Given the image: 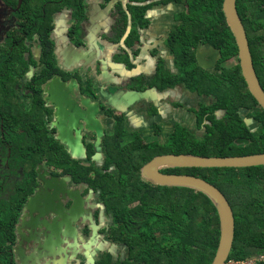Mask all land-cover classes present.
<instances>
[{"label":"flooded vegetation","instance_id":"af4514ba","mask_svg":"<svg viewBox=\"0 0 264 264\" xmlns=\"http://www.w3.org/2000/svg\"><path fill=\"white\" fill-rule=\"evenodd\" d=\"M32 2L40 14L31 12ZM15 3L0 0V65L9 37L12 44L5 56L20 44L26 67L17 93L30 106L31 96L41 89L46 141L55 149V160L39 159L34 173L25 176L32 189L14 224V241L0 255L8 264H137L126 241L117 237L135 234L134 224L125 230L114 222L98 184L100 174L119 177L110 151L140 139L170 153V135L178 127L188 133L190 125L203 130L198 117L205 115V122L208 114H215L217 108L210 112L214 97L183 76L188 71L215 73L217 65L239 64L238 57L219 62L217 49L190 40L188 18L183 27L185 0H30L27 12L40 16L35 21L42 25L51 24L41 40L37 32L21 31L20 24L29 20L22 18L24 10L17 15L22 0L19 6ZM134 5L139 6L135 17L128 9ZM169 6L177 8L163 15ZM47 51L50 68L44 60ZM42 73L39 89L31 80ZM207 97L211 102L203 103ZM2 122L0 118L1 186L17 177L9 166L13 143L5 139ZM163 123L171 127L162 140ZM142 133L152 139L144 141ZM16 172L25 171L18 167Z\"/></svg>","mask_w":264,"mask_h":264},{"label":"trees","instance_id":"16d2710c","mask_svg":"<svg viewBox=\"0 0 264 264\" xmlns=\"http://www.w3.org/2000/svg\"><path fill=\"white\" fill-rule=\"evenodd\" d=\"M6 5L15 6V0H1ZM22 0L17 15L22 10L28 23L20 24L21 31L37 32L39 39L47 38L46 32L51 24L44 26L40 16H31ZM42 0H34L40 3ZM187 10L183 13L190 25L186 28L190 40H202L203 43L217 49L218 61L226 62L237 55V46L222 11L223 0H185ZM238 13L243 21L252 61L258 81L264 90V0H236ZM31 12L37 11L32 2ZM133 16L139 6H132ZM134 10V11H133ZM138 12V11H137ZM40 20V19H39ZM18 38V36H15ZM8 51L10 38H7ZM20 46V44H19ZM19 46L14 45L13 53L0 65V118L5 139L10 145L9 166L17 177L13 183H0V251L10 247L14 241L12 230L23 205L26 194L32 189V182H25L28 174L34 173L35 163L45 157L55 160V149L43 125V100L37 80H31L40 90L31 96V105L26 106L17 93V88L25 70V62L20 55ZM49 46V45H48ZM10 53V52H9ZM47 68H50V51L45 56ZM188 62L189 59L185 58ZM19 62L22 65H14ZM215 73L206 71H188L183 79L194 84L202 92L214 97L215 114L198 117L204 134L186 135L173 133L167 146L170 153H186L200 156L245 155L264 152V109L260 107L249 92L238 63L220 66ZM201 73V74H193ZM42 76V77H41ZM41 77V78H39ZM28 85V82L25 84ZM246 109V117L253 118L257 129H250L239 111ZM12 127L10 133L7 127ZM10 134H7V133ZM122 132V131H120ZM1 134V131H0ZM120 137V134H118ZM247 139L239 144L237 139ZM12 139V140H11ZM52 139V138H50ZM0 137V142L1 141ZM140 139L120 146H113L110 158L119 169L118 179L105 175L98 176L102 196L113 210L114 222L120 223L125 230L134 224L135 234L118 235L130 247L131 256L138 264H210L219 238V220L216 209L210 199L202 192L184 186H163L142 178L140 169L152 157L165 153ZM23 167L22 175L16 172ZM31 170L29 171V169ZM169 173H186L199 176L219 188L232 208L234 216V238L228 255L229 259L245 260L253 258V264H264V165L249 167H169ZM31 184V185H30ZM123 224V225H121ZM126 224H129L126 228ZM0 264H8L7 258L0 255Z\"/></svg>","mask_w":264,"mask_h":264},{"label":"water","instance_id":"95a60500","mask_svg":"<svg viewBox=\"0 0 264 264\" xmlns=\"http://www.w3.org/2000/svg\"><path fill=\"white\" fill-rule=\"evenodd\" d=\"M21 0H18L19 6ZM222 11L233 34L237 57L246 86L257 103L264 109V90L262 89L255 69L244 26L236 9V0H223ZM242 119L250 129H257L258 123L246 117V109L239 111ZM237 143H247L239 138ZM264 165V152L229 156H200L186 153H165L152 157L142 165L140 173L143 179L163 186H184L196 189L205 194L213 203L219 220V238L210 264H224L230 253L234 238V216L229 201L223 192L209 181L186 173H166L162 168L169 167H249Z\"/></svg>","mask_w":264,"mask_h":264},{"label":"rangeland","instance_id":"374dc122","mask_svg":"<svg viewBox=\"0 0 264 264\" xmlns=\"http://www.w3.org/2000/svg\"><path fill=\"white\" fill-rule=\"evenodd\" d=\"M165 8L167 10L163 13V15H167L171 10H175L177 7L176 6H169V8H167V7H165ZM225 65H226V63H225ZM208 102H211V100H209V98L207 97V98L204 99V102L203 103H208ZM49 120H50V118H47L46 119V122L49 125H51V121H49ZM163 124H164L165 127L163 126L164 127L163 132H162L163 134L160 135V137H161L162 140L166 136V133L169 131V128L171 127V126H169L170 124L169 125H167L166 123H163ZM186 127H188L190 129V131L192 132V134H194V133H196L198 135H202L203 134V130L204 129L203 130L202 129H195V127L193 125L192 126L191 125L190 126H186ZM175 133L182 134V135H186V130L183 129V128H179L178 127V129L175 131ZM142 136H143V140L144 141H150L152 139L151 135H147V133H142ZM36 167H37V165L35 166V169H36ZM30 170H31V168L29 169V171ZM139 262L140 261H138L137 264Z\"/></svg>","mask_w":264,"mask_h":264},{"label":"built area","instance_id":"2783aa9c","mask_svg":"<svg viewBox=\"0 0 264 264\" xmlns=\"http://www.w3.org/2000/svg\"><path fill=\"white\" fill-rule=\"evenodd\" d=\"M224 264H253V258L240 260V259H229L227 258Z\"/></svg>","mask_w":264,"mask_h":264}]
</instances>
